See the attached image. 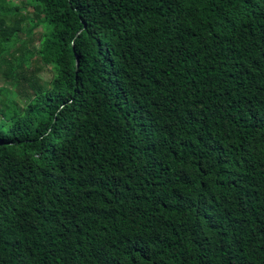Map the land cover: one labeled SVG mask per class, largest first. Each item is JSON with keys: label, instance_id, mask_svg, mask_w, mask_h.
Here are the masks:
<instances>
[{"label": "trees", "instance_id": "trees-1", "mask_svg": "<svg viewBox=\"0 0 264 264\" xmlns=\"http://www.w3.org/2000/svg\"><path fill=\"white\" fill-rule=\"evenodd\" d=\"M16 2L0 264H264V0Z\"/></svg>", "mask_w": 264, "mask_h": 264}, {"label": "rangeland", "instance_id": "rangeland-1", "mask_svg": "<svg viewBox=\"0 0 264 264\" xmlns=\"http://www.w3.org/2000/svg\"><path fill=\"white\" fill-rule=\"evenodd\" d=\"M13 2L15 3V5H18V2H16V0H13ZM43 78L45 81H51L52 74L50 75L49 73H45L43 75ZM1 85H3V83ZM6 87L10 88L9 90H11V91H15L11 86H6Z\"/></svg>", "mask_w": 264, "mask_h": 264}]
</instances>
